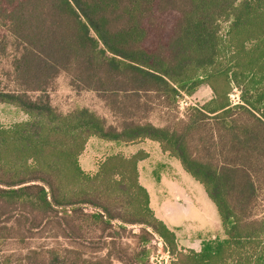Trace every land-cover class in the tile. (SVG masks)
<instances>
[{
	"label": "trees",
	"instance_id": "obj_1",
	"mask_svg": "<svg viewBox=\"0 0 264 264\" xmlns=\"http://www.w3.org/2000/svg\"><path fill=\"white\" fill-rule=\"evenodd\" d=\"M0 32L9 60L0 106L26 116L0 125V248L42 231L54 241L0 250V264H149L154 235L170 264H264V0H0ZM61 74L115 124L88 109L56 112L48 91ZM201 87L212 96L185 120L146 121L151 100L174 107ZM93 138L123 149L156 143L203 188L221 235L199 251L181 247L140 185L149 155L120 150L89 174L79 158ZM125 225L145 227L131 245Z\"/></svg>",
	"mask_w": 264,
	"mask_h": 264
},
{
	"label": "rangeland",
	"instance_id": "obj_2",
	"mask_svg": "<svg viewBox=\"0 0 264 264\" xmlns=\"http://www.w3.org/2000/svg\"><path fill=\"white\" fill-rule=\"evenodd\" d=\"M173 13L161 15V19L170 21ZM1 35V32H0ZM10 54V51H7ZM9 60L0 58L1 70L8 69ZM9 85V80L0 77V86ZM209 89L201 88L194 96H183L178 99L176 106L166 107L151 100L152 109L147 114L146 121L155 127L173 126L178 121L186 119L189 108L200 107L211 98ZM49 102L52 108L63 115L77 109H88L106 120L108 124H115V118L105 107L104 103L89 91H75L70 85L67 74L59 75L48 91ZM210 97V98H209ZM233 105L239 103V92L233 89L229 95ZM26 121V116L11 107L0 106V125L10 126ZM120 150L129 153H137L140 150L150 155L147 161L138 163L140 185L146 190L150 199V208L155 217L165 226L175 231L181 247L196 248L199 239L208 237L204 232H220L221 225L216 210L211 201L205 195L203 188L184 173L181 165L165 155H162L158 145L146 142L143 147H132L126 151L117 145L109 144L99 139H90L86 144L83 155L79 158V166L83 172L93 174L96 172L97 163L111 154ZM133 153V154H134ZM264 217V206L261 207ZM85 212L94 211L91 207H84ZM126 234H122V242L126 245L133 244L131 235L139 234L145 227L142 225H125ZM200 230L201 232H199ZM53 239L46 231L35 233L27 242V246H21L16 242L3 245L0 250L3 254H16L23 252V248H48L53 245ZM61 244L65 241L60 240ZM149 250V264H170L171 258L164 249L163 241L156 235L152 236L146 246ZM23 250V251H22Z\"/></svg>",
	"mask_w": 264,
	"mask_h": 264
},
{
	"label": "crops",
	"instance_id": "obj_3",
	"mask_svg": "<svg viewBox=\"0 0 264 264\" xmlns=\"http://www.w3.org/2000/svg\"><path fill=\"white\" fill-rule=\"evenodd\" d=\"M201 88H204V87H201ZM200 88V89H201ZM207 88V87H206ZM199 89V90H200ZM198 90V91H199ZM209 92L211 93V91L209 90ZM210 98V97H209ZM110 144V143H109ZM145 144V143H144ZM144 144H141V145H138V146H133V147H143V145ZM129 148H132V147H128V148H125L124 150L126 151V149H129ZM143 151V150H142ZM133 153H134V151H133ZM132 152L131 153H129V154H133ZM148 154V153H147ZM149 155V154H148ZM163 155V154H162ZM149 158H150V155H149ZM150 200V199H149ZM152 210V209H151ZM220 222V221H219ZM180 227H175V228H173L172 230H177V229H179ZM199 232H201L200 230H198ZM206 235H208L209 237H211V238H215L216 236H220L221 235V233H222V231H220V232H208V231H205L204 232ZM196 243H197V247L196 248H194V247H191V246H187L188 247V249H190V250H193V251H199L200 250V243H201V239H199L198 241H196Z\"/></svg>",
	"mask_w": 264,
	"mask_h": 264
}]
</instances>
